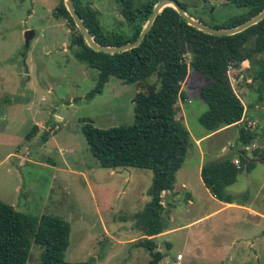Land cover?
Here are the masks:
<instances>
[{
	"label": "rangeland",
	"instance_id": "rangeland-1",
	"mask_svg": "<svg viewBox=\"0 0 264 264\" xmlns=\"http://www.w3.org/2000/svg\"><path fill=\"white\" fill-rule=\"evenodd\" d=\"M176 1L185 5L187 15L207 10L203 21L211 25L239 13L226 0ZM80 2L96 11L104 32L126 31L119 0ZM56 5L57 0H0V201L29 217L47 215L67 222L66 262L148 264L147 251L135 244L143 238L136 215L149 200L151 172L101 168L80 131L87 121L98 129L131 125L136 84L110 77L99 94L87 98L97 74L69 52L68 23L52 16ZM26 31L33 33L27 48ZM235 74L243 75L233 89L244 104L247 120L254 122L253 130L264 131V103H257L255 92L243 81L249 77L248 70L240 65L230 71ZM147 83L159 86L154 76ZM204 84L201 76L188 70L180 86L184 98L174 106V119L188 131L190 148L175 174V206L168 204L161 215L168 231L153 239L155 251L163 255L160 264H167L177 253L182 257L179 264H264V235L252 238L260 230H247L246 213L238 211L237 216L236 210L228 209L204 218L216 209L194 170L198 161L194 143L205 133L198 123L206 111L199 97ZM247 120L239 127L246 126ZM35 123L43 132L37 134L36 129L27 140ZM227 134L234 147L236 133ZM211 140L202 142L200 148ZM243 175L241 171L229 193L264 212V165L255 164L246 179ZM183 180L193 189L190 205L185 199L188 191L180 189ZM232 234L240 238L230 246L227 240ZM40 253L41 248L32 243L26 264H38Z\"/></svg>",
	"mask_w": 264,
	"mask_h": 264
},
{
	"label": "trees",
	"instance_id": "trees-1",
	"mask_svg": "<svg viewBox=\"0 0 264 264\" xmlns=\"http://www.w3.org/2000/svg\"><path fill=\"white\" fill-rule=\"evenodd\" d=\"M157 1L119 0V15L126 29L121 32L113 29L104 32L95 10L82 6L80 0H71V3L95 43L117 47L137 38ZM228 1L239 13L219 24L203 21V16L208 13L205 9L200 14L188 15L208 27L231 29L264 9V0ZM178 4L187 12L185 5ZM52 16L68 23V49L72 57L96 71L95 86L87 98L99 94L110 77L126 84H136L131 125L98 129L87 121L81 125L80 131L90 154L101 168H135L151 172L147 189L149 200L136 215L143 238L135 245L147 251L148 264H160L163 255L155 251L153 238L165 229L161 215L168 205H162L160 194L171 192L175 174L190 148L188 131L173 114L177 101L184 98L181 83L188 70L204 79L199 97L205 103L206 111L198 117V123L206 133L240 122L244 106L228 79V67L234 70L244 65L249 77L243 81L255 92L257 103H264V18L239 33L212 36L187 25L171 7H165L155 16L150 30L136 47L105 54L86 46L65 10L63 0H57ZM152 76L159 83L158 88L147 83ZM35 130L33 126L27 140ZM255 137V132L246 126L238 127L237 142L242 148L235 153L237 164L233 163L232 157L226 156L201 165L200 181L217 201L227 204L241 201L228 194L226 189L235 183L241 171H249L254 166L246 157L244 147ZM251 158L264 160V149L253 150ZM245 197L246 193L243 194ZM68 235L69 225L62 219L47 215L29 217L0 201V264H26L32 243L41 248L38 264H89V261L63 260Z\"/></svg>",
	"mask_w": 264,
	"mask_h": 264
},
{
	"label": "crops",
	"instance_id": "crops-1",
	"mask_svg": "<svg viewBox=\"0 0 264 264\" xmlns=\"http://www.w3.org/2000/svg\"><path fill=\"white\" fill-rule=\"evenodd\" d=\"M238 85H239V82L237 83L236 86L238 87ZM246 99H247V96H246ZM243 106H244V104H243ZM244 119L247 120V117L245 116V111H244V116H243L242 120L240 122H238L236 125L224 127V128H221L217 131H214L212 133H206L205 132L204 134L199 136L198 139L195 140L194 146L196 147V153L198 155V161L194 167V170H195L196 177L198 178V181L200 182V185H202V182L200 181V178H199V170H200V167L205 160L215 161V160H219L221 158H224L226 156L227 157L230 156V157H232V161H237L235 153L238 152L242 147L240 146V144L238 142L234 147H232V145L229 143V141H227L229 138L227 132L230 130H233V132H235L236 136H237V128L239 127V125L241 124V122ZM55 121H60V120L58 119V117H56ZM251 121L252 120L246 121V128L249 129L251 132H255L256 137L249 145L244 147L246 157H248L250 159H251V153L253 150L261 151L264 149V131L253 130L251 125L247 126V123L253 125L254 122H251ZM33 126L37 129V131H36L37 134H40L43 132L42 127H40V125H36V123H35ZM236 139H237V137H236ZM206 140H211V141L204 148H200L199 145ZM12 155H13V153H12ZM9 156H11V153L6 155V157H9ZM184 162H185V160H184ZM255 164H260V163H254V165ZM261 165H264V164H261ZM253 167L254 166H252L251 169ZM243 171H244V175L242 178L246 179L248 177L247 173L249 171H246V169H244ZM239 175H240V173L236 176L235 183L238 181ZM234 184H232V185H234ZM232 185L227 187L226 191L228 192V194L235 197V194L229 193V189L232 187ZM202 187H203L204 193L207 195L208 199H210L211 201H214L215 206H216V209L214 211H212L210 214H207L206 216H204V218L211 215V214H218V213L225 211V210H228V209L229 210H236V212L234 214L237 216H239L238 211H239V213L244 212V213H246V221L245 222H246L247 230H251V231L260 230V233L257 236H252V238L256 239V238H259L262 235H264V212L263 211L253 209L251 207V203L247 202L246 199L242 203L238 202V203H231V204H227V203L217 201L208 193V191L204 188L203 185H202ZM180 189H184V190L188 191V192H185V199L188 200L189 205L192 204L190 200H191L192 196L194 195V194H192L193 189H191L189 187L188 183L185 182L184 180L180 184ZM176 194H177V190L174 187V185L172 187L171 192H162L160 194L161 199L163 198L162 199V205L166 206V204H170L169 207L173 208L175 206L174 200L176 198ZM172 205H173V207H172ZM167 206L165 207L166 210H167ZM230 215L232 216V218H234V215L232 214V212L230 213ZM200 220H201V218H198V219L192 221L191 223L198 222ZM167 231L168 230H166V231L164 230L162 233H160L157 236L163 235ZM157 236H155L153 239H155ZM238 238H240V235L234 236L232 234V238H230V241H229V239L227 241L229 242V245L232 246L233 243L236 242ZM253 258L256 259V256L253 255ZM181 260H182V258H181Z\"/></svg>",
	"mask_w": 264,
	"mask_h": 264
},
{
	"label": "water",
	"instance_id": "water-1",
	"mask_svg": "<svg viewBox=\"0 0 264 264\" xmlns=\"http://www.w3.org/2000/svg\"><path fill=\"white\" fill-rule=\"evenodd\" d=\"M63 5L68 15L70 16L74 27L77 29V31L82 36V39L84 43L86 44V46L95 52H101L105 54L119 53V52H123V51L136 47L141 42V40L144 38L146 33L150 30L155 16L165 7H171L187 25L195 28L198 31H201L205 34L212 35V36H230V35L239 33L245 30L246 28L256 24L257 22L261 21L264 18V9H263L260 13H258L257 15H255L254 17L250 18L249 20L245 21L244 23L240 24L237 27H234L231 29H216V28H212V27H208L203 24H200L199 22L191 18L189 15H187L182 10V8L179 6L176 0H158L152 8L147 22L145 23L142 30L138 34L137 38L133 42H130L128 44H124L121 46H117V47H105V46H101L95 43L93 39L89 36L88 32L86 31L78 15L75 13L72 7L71 0H63ZM32 36H33L32 31H26L23 33L25 48H27L28 42L32 38ZM23 149L24 147L21 148V150L17 154H15V156H19L23 152ZM15 156L12 157L13 161L15 159ZM249 162L264 164V160H260L258 158H251Z\"/></svg>",
	"mask_w": 264,
	"mask_h": 264
},
{
	"label": "built area",
	"instance_id": "built-area-1",
	"mask_svg": "<svg viewBox=\"0 0 264 264\" xmlns=\"http://www.w3.org/2000/svg\"><path fill=\"white\" fill-rule=\"evenodd\" d=\"M232 69L230 67H228V79L230 81V83L233 85H237V83L241 80V77L237 76L236 74L235 75H230V71ZM251 124L247 123V126H250ZM233 163L236 165L237 164V161H233ZM181 256L180 254H177L173 260H167V264H179V262L181 261Z\"/></svg>",
	"mask_w": 264,
	"mask_h": 264
}]
</instances>
